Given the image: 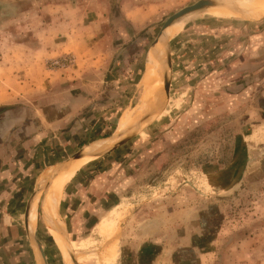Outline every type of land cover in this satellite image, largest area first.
<instances>
[{"label":"rangeland","instance_id":"obj_1","mask_svg":"<svg viewBox=\"0 0 264 264\" xmlns=\"http://www.w3.org/2000/svg\"><path fill=\"white\" fill-rule=\"evenodd\" d=\"M132 1L152 6L143 13L146 21H127L121 0H0V118L7 109L36 115L40 102L45 106L55 98L49 92L62 86L57 83L70 73L76 59L72 54L50 58L45 53L57 42L62 21L94 19L96 33L106 36L102 46H92V55L87 54L91 44L81 42L85 68L81 79L94 81L86 92L89 106L78 115L85 117L78 121L74 117L68 127L40 124L48 134L43 154L26 158L18 146L26 138L14 140L9 150L15 152L0 158L3 168L10 162L12 169L9 177L5 172L0 175V264H72L62 248L64 242L51 232L43 215L46 194L57 184L55 219L79 264H120L125 246L149 237L142 228L159 221L165 228L164 240L172 241L169 227L180 224L177 215L189 217L188 228H195L198 242L211 250L207 264H264V139L246 153L245 142L237 145L239 135L248 134L254 124H261L264 134L260 115V109L264 113V17L244 19L238 14L219 15L218 10L191 15L168 36L171 69L165 59L159 69L151 49L164 20L197 0ZM150 61L159 79L152 90L154 98L163 84L162 71L170 72L162 111L122 144L97 152L65 176L50 180L52 170L69 168L68 161L62 162L83 146L87 149L118 137L132 126L121 129L119 121L134 115L142 101L141 80ZM54 78L57 82L52 86L49 80ZM47 158L57 163L44 168ZM43 168L51 169L42 176L49 181L37 191V223L27 232L25 200L40 187L37 176ZM70 192L75 196L70 198L69 218L62 213ZM4 212L14 216L9 220L14 233L3 219ZM46 217L51 223L47 212ZM33 237L42 246V255ZM186 237L183 234L182 239Z\"/></svg>","mask_w":264,"mask_h":264},{"label":"crops","instance_id":"obj_2","mask_svg":"<svg viewBox=\"0 0 264 264\" xmlns=\"http://www.w3.org/2000/svg\"><path fill=\"white\" fill-rule=\"evenodd\" d=\"M150 8H152V6L150 7V5H148L147 3L141 5V2L135 3L132 0H121L120 4L122 14L127 21H146L147 18L145 15H143V13L145 14V12H147V10H150ZM146 14L148 15L149 13ZM82 21L83 20L62 21L61 26L63 29H61V33H57L56 35L57 42L53 39L55 43L53 44L52 49L45 50V53L50 58H52L53 56L59 57L67 54H72L76 58L74 60V65L72 66V70L68 71L70 73L68 75L66 74L65 77H62L61 81L57 83V85L62 83V86H55L54 89H51L52 91L49 92V94L55 96V98L47 101L45 106L42 102H40L41 104L37 105L34 111L36 115L30 114V112H28L29 114H27L26 112H22L21 114L20 112H18L19 110L15 112L7 109L6 114L8 112H12L14 116L9 117L10 115H8V117L5 118V116H7L5 113L1 116L0 119L3 120L0 124V158L5 156V154H8V152H15L13 150H9L10 147H13L11 146V143L14 140H23L26 138L27 140H24L20 145H18L19 147H21L19 150H24L26 158H28L27 156L31 154L32 156H38V154L40 153L43 154V147L44 145H47V143L43 142V139H47L45 138V136H47L48 134L45 130H43L44 128L40 127V124H43L45 127L50 126L51 128L63 127L64 125H67L68 127L71 123V120L74 117H77L79 114H83L85 112V108L89 106L91 98L87 96L86 92H90L89 87L93 85L94 81L90 80L92 82H87L85 79H81V74H85V68L81 67V42H88L91 44L88 49L89 53L87 54L92 55V53H90V49L92 48V46L93 48H95L96 45L102 46V42L105 41L106 36H101L96 33L94 23L92 22L94 21V19H92L91 22L87 23H82ZM64 27H66V29H64ZM58 28L60 27L58 26ZM92 58L93 57H91V59ZM94 61L95 60H93V62ZM56 80L57 79L55 78L49 80L52 86L56 84ZM60 88L62 89L58 91ZM255 112H258V109H255ZM260 115L261 120L264 122V113L262 112V109H260ZM80 116H78L75 121H78V119L85 117V114L82 117ZM15 127H18L19 129H16V131H14L13 129ZM250 129L252 130L248 134L242 135L244 140H241L242 136L239 135L238 138L240 139V141H237V145L239 146L244 145L245 142V153L250 149H254L264 139L261 124H254L252 127H250ZM47 153L51 152H46L44 154ZM48 160L49 159L47 158L46 162L43 161V164H45L43 166L44 168L52 167L55 163H57V161L54 162ZM14 162L15 161H13V163ZM8 163L9 167L3 168L0 162V175H3L5 172L8 174H5L4 176L9 177V173H11L12 169L10 167V162ZM48 170L51 169H44L37 176L38 186L43 187L49 181L50 178H42L43 174ZM76 174H79L78 171L72 178L70 177L72 176V174L67 177L68 180H70L69 178H71V180L67 184H70V182L74 180ZM77 182H80V179L77 180ZM70 186L71 188L74 187L75 183H72ZM52 188L53 187L49 188V196L51 194ZM38 194L39 193L37 192L34 195L32 201L30 202V212H27V228L30 232L34 230L37 223V207L40 200V196ZM66 196L67 203L65 204L62 215L70 218L73 215V213L71 212L72 210L70 209V198L75 195L73 192H70V194H67ZM28 197L25 200V205ZM19 200L23 201L20 198ZM25 205L23 210V223ZM11 217L14 216L6 214L5 212L3 213V219L5 220L6 224H8L7 220H11ZM176 217L180 218L181 222L179 221V225L177 222L176 225H171V227H169V232L174 233L172 241L167 242L164 240L163 234L165 233V228L162 225V222H156L152 226L145 225L142 228V233H148L149 237L142 238V240L135 243L134 246L127 244L124 248L120 264H207L206 262L209 260L211 250L207 249L206 244L198 242V232L195 228H193L191 225L188 228L189 217L182 218V216L180 215L179 217L178 215ZM44 218L46 223L48 224L46 212H44ZM12 223L13 222L9 221L10 226ZM2 228L3 230L8 231L5 225ZM2 228L1 231L3 232ZM9 230H11L13 233L15 232V228L13 226L9 227ZM51 232L54 233L53 231ZM183 234L187 235V237L184 238L185 240L182 239ZM114 247L115 246H112V249L110 250L112 254L114 252ZM110 259H113L112 256L110 257Z\"/></svg>","mask_w":264,"mask_h":264},{"label":"bare ground","instance_id":"obj_3","mask_svg":"<svg viewBox=\"0 0 264 264\" xmlns=\"http://www.w3.org/2000/svg\"><path fill=\"white\" fill-rule=\"evenodd\" d=\"M213 2H214V5H216V6L208 7L205 10H202V11L200 10V11H196V12L181 16V17L175 19L171 23V25L165 29L163 37L161 36L158 39L157 43L154 44L155 47L151 49L153 56L158 60L157 63H158L159 69L163 68V64H164L163 62H164L165 54H166L165 41H166L167 37L169 35L172 36L173 33L175 32L176 27L178 25H180V23L182 21L188 19L191 15H196L200 12H208V11H212L209 13V14H212L213 11L218 10L219 15L238 14L240 16H244V18L245 17L249 18V17H258V16L263 17L264 16V0H213ZM219 9H220V11H219ZM154 65L155 64L152 61H150L149 64L147 65V68L145 69L143 76H142L141 85L144 87V92L146 95L144 94L143 99L140 102L139 106L137 107L136 111L134 110L135 114L134 115L130 114V115H126V116L123 115L124 117H122L119 121V128H121V129L127 127L128 125H132V126L128 127L127 129H125L124 131H126L129 128L138 124L139 121L145 117V114H149V112H151L154 109V107L156 105V96H157L158 91H160V92L158 94L159 98H158L157 106L160 105V103L162 101L163 90H164V77L163 76L165 75V73H163V71H162V77L161 78L163 80V82H162L163 84L161 85V87H160V84L158 85L157 89H159V90L158 91L156 90V94L154 93L155 94V98H154L153 94H152L153 93L152 90L154 88V85L156 87L158 84V81H159V79L156 78V76H155V69L157 67H155V69H154ZM148 89L151 90L149 95L147 94ZM152 101H153V103L154 102L155 103H154V105L152 104L153 106L150 109V111L148 112L149 106H150ZM124 131H122V132H124ZM117 139H118V137L114 136V137L102 140V142L97 143L96 145H92L87 149H86V147H84L85 148V155L83 157L68 161L69 162V168L62 170L61 172H59L58 169L52 170V175L50 177V180L55 175H58V174H60L59 178L62 177L63 175L65 176L66 174L71 172L72 169L75 168L77 163L79 164L82 162V160H86V159L93 157L94 154H96L97 152L102 153V152L106 151V149H109L110 147H112L115 144ZM68 162H66L64 164H67ZM59 165H61V164H58L55 167H58ZM61 173H62V175H61ZM57 178H58V176H57ZM57 185H55V187L52 188L50 196L48 195V192H49V190H48V192L46 194L45 203L42 204V209H43V215H44V212H47V214L51 220L52 224L49 221H48V224L51 227L52 231L58 235V238L60 240H62L60 238L58 231H62L63 228L58 226L56 219H55L56 211H57V204H58V199H59L57 187H56ZM33 197H32V199H33ZM32 199H31V201H32ZM30 208H31V205L29 206L28 212H30ZM61 242L63 243V240ZM62 248L64 249L65 246L62 245ZM65 250H66V248L64 249V251ZM65 254L68 257L69 261L71 262L69 255H68V252H65Z\"/></svg>","mask_w":264,"mask_h":264},{"label":"water","instance_id":"obj_4","mask_svg":"<svg viewBox=\"0 0 264 264\" xmlns=\"http://www.w3.org/2000/svg\"><path fill=\"white\" fill-rule=\"evenodd\" d=\"M212 6H216L214 5V2L213 0H197L189 5H186L182 8H180L179 10L175 11L174 13H172L171 15H169L163 22L160 30H159V33L157 35V40L162 36L163 37V34H164V31L165 29L171 25V23L181 17V16H184L186 14H190V13H193V12H196V11H202V10H205L206 8L208 7H212ZM220 6V5H219ZM239 17V16H238ZM264 17V16H263ZM243 18V17H241ZM261 18V17H260ZM260 18H257V19H260ZM246 19V18H244ZM254 20V19H253ZM169 39L170 37H168L165 41V50H166V54H165V63H166V66L168 67V70L171 69V65H172V59H171V48H170V43H169ZM169 89H170V72L169 71H166L165 73V76H164V94L166 96V98H168L169 96ZM165 106V103L163 101H161L160 105H158L157 109L151 113V114H148L146 115L141 122H139L137 125H135L134 127L132 128H129L128 130L122 132V133H119L117 134L118 135V139L117 141L115 142V144L110 147L109 149L107 150H110L112 148H114L115 146L119 145V144H122L123 142H125L126 140H128L129 138H131L132 136H134L135 134H137V132L142 129L144 127V125L151 121V119L154 118L155 115H157L158 113H160L162 111V109L164 108ZM112 136L111 135H108V136H105V137H110ZM104 138V137H102ZM89 144V143H88ZM106 150V151H107ZM105 152V151H104ZM103 153V152H102ZM100 153V154H102ZM100 154H97L96 156H99ZM85 155V148L84 146L78 150L77 152H75L71 157H69L68 160L62 162V163H66L67 161H70V160H73V159H78V158H81ZM41 187L39 188H36L33 193H31V195L28 197V200L26 202V205H25V211H24V223H25V228H26V231L29 232L28 228H27V212H28V209H29V206H30V201L32 199V197L36 194V192L40 189ZM59 235H60V238L63 240L64 242V245H65V248L68 252V255H69V258L72 262V264H79L78 261H77V258H76V255H75V251L71 245V242L68 238V236L63 232V231H58ZM33 240L35 241L41 255L43 254V250H42V246L40 245V243L36 240V238L33 237Z\"/></svg>","mask_w":264,"mask_h":264}]
</instances>
